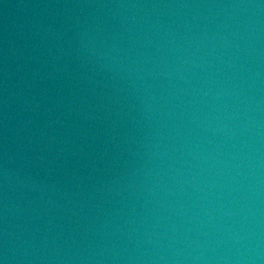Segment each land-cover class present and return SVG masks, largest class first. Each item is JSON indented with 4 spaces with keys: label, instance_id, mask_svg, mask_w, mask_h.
Here are the masks:
<instances>
[{
    "label": "water",
    "instance_id": "water-1",
    "mask_svg": "<svg viewBox=\"0 0 264 264\" xmlns=\"http://www.w3.org/2000/svg\"><path fill=\"white\" fill-rule=\"evenodd\" d=\"M5 254L264 264L262 0H6Z\"/></svg>",
    "mask_w": 264,
    "mask_h": 264
},
{
    "label": "clouds",
    "instance_id": "clouds-1",
    "mask_svg": "<svg viewBox=\"0 0 264 264\" xmlns=\"http://www.w3.org/2000/svg\"><path fill=\"white\" fill-rule=\"evenodd\" d=\"M262 3H264V0H262ZM232 7H239V5H232ZM0 264H8V257L6 254L3 256V258H0Z\"/></svg>",
    "mask_w": 264,
    "mask_h": 264
}]
</instances>
